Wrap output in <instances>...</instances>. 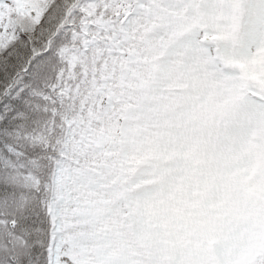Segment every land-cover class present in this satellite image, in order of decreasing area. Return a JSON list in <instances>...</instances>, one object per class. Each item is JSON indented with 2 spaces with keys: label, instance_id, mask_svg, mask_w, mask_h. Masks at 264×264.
Returning a JSON list of instances; mask_svg holds the SVG:
<instances>
[{
  "label": "snow or ice",
  "instance_id": "1",
  "mask_svg": "<svg viewBox=\"0 0 264 264\" xmlns=\"http://www.w3.org/2000/svg\"><path fill=\"white\" fill-rule=\"evenodd\" d=\"M101 7L154 55L158 75L205 99L242 144L247 130L264 132V0H0V264H126L118 241L69 248L63 201L40 179L52 157L33 139L67 46L100 23ZM241 184L256 202L241 217L243 242L226 259H210L201 243L182 264H264V147L249 151ZM206 243H216L214 229Z\"/></svg>",
  "mask_w": 264,
  "mask_h": 264
},
{
  "label": "clouds",
  "instance_id": "2",
  "mask_svg": "<svg viewBox=\"0 0 264 264\" xmlns=\"http://www.w3.org/2000/svg\"><path fill=\"white\" fill-rule=\"evenodd\" d=\"M129 47L114 118L82 148L49 160L40 177L44 193L63 201L69 248L91 252L118 241L126 264H182L204 243L210 259H226L243 242L245 208L256 203L241 176L249 151L264 147V132L247 130L242 144L206 112L205 99L155 72L140 40ZM209 229L214 245L206 243Z\"/></svg>",
  "mask_w": 264,
  "mask_h": 264
},
{
  "label": "trees",
  "instance_id": "3",
  "mask_svg": "<svg viewBox=\"0 0 264 264\" xmlns=\"http://www.w3.org/2000/svg\"><path fill=\"white\" fill-rule=\"evenodd\" d=\"M101 12L105 15L99 16ZM97 16L100 23L88 24L87 34L67 46L60 61L54 95L39 109L40 120L33 139L43 143L52 158L62 156L64 149L82 148L94 129L114 118L98 108L99 101L110 89L115 93L120 90L117 86L125 61L116 62L113 51L118 54L117 45L127 48L133 41L126 39L118 25L109 22L117 17H110L106 8H98ZM57 139L60 153L53 148Z\"/></svg>",
  "mask_w": 264,
  "mask_h": 264
},
{
  "label": "rangeland",
  "instance_id": "4",
  "mask_svg": "<svg viewBox=\"0 0 264 264\" xmlns=\"http://www.w3.org/2000/svg\"><path fill=\"white\" fill-rule=\"evenodd\" d=\"M117 47H118V52L120 53L121 52V58L119 59L120 61H127L128 60V53H126V51L128 52V50H130V51H132V49L130 48V47H127V48H120L118 45H117ZM114 53V52H113ZM116 57L117 58H119L118 57V55L116 54ZM117 60V59H116ZM121 72V71H120ZM121 76V75H120ZM115 79V78H114ZM107 95V92L105 93V96ZM106 97H113L114 98V101H112V103H113V105L112 106H110V114H113L114 112H115V110H116V104H117V99H116V93L113 91V90H109V92H108V96H106ZM104 100V99H103ZM103 100L101 99L100 101H99V106H98V108L100 109V107H103V105H104V102H103ZM108 113V114H109Z\"/></svg>",
  "mask_w": 264,
  "mask_h": 264
}]
</instances>
